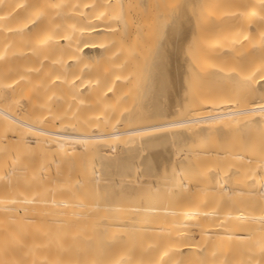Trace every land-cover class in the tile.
I'll use <instances>...</instances> for the list:
<instances>
[{"label": "bare ground", "instance_id": "6f19581e", "mask_svg": "<svg viewBox=\"0 0 264 264\" xmlns=\"http://www.w3.org/2000/svg\"><path fill=\"white\" fill-rule=\"evenodd\" d=\"M109 1L0 0V264H264V143L240 130L264 132V7L260 10L253 0L251 6L248 0H219L220 6L234 3V8L229 13L223 9L228 14L223 26L214 17L223 28L216 22L210 40L203 38L208 41L198 44V51L194 47L197 58L186 67L193 70L184 68L188 85L185 76L179 77L185 73L177 60L187 33L177 30L176 38L171 36L175 42L165 40L163 52L169 53L170 46L173 51L170 57L162 54L169 66H161L168 71L159 89L173 105L155 116L177 118L129 127L134 106L124 113L120 103L130 95L126 86L135 80L137 60L144 61L142 68L147 64L149 58L140 60L147 40L143 26L134 37L116 38ZM239 3L249 7L237 8ZM115 11L122 14L121 8ZM231 60L239 68L223 66ZM83 103L105 108L89 117L82 114L89 118L86 124L97 122L89 131L82 128L79 113L84 111L78 112ZM226 129L231 135L225 140ZM211 133L219 146L201 152L208 163L188 177L185 168L197 164L199 155L189 142L195 138L201 145ZM242 137L251 140L246 143L252 148L249 155L239 148ZM132 142L137 144L129 148ZM116 145L123 150L118 155L112 149L117 156L109 157L106 148ZM65 153H75L76 160L91 154L93 166L74 160L63 168L60 156ZM111 164V174L104 173ZM202 185L204 190H198ZM93 193H102L106 204H87ZM200 193L202 200L197 199ZM122 196H136L135 208H116L114 201ZM209 198L241 206L220 210L207 203ZM72 199L78 203L72 205ZM150 202L158 204L147 206ZM142 237L159 243L146 250L139 243Z\"/></svg>", "mask_w": 264, "mask_h": 264}, {"label": "rangeland", "instance_id": "374dc122", "mask_svg": "<svg viewBox=\"0 0 264 264\" xmlns=\"http://www.w3.org/2000/svg\"><path fill=\"white\" fill-rule=\"evenodd\" d=\"M207 3V4H209V5H211L212 3V5L214 6V7H210L209 5L207 6V4L205 3V2ZM120 0L118 3H115V1L114 0H111V1H109L107 4H106V6L107 7H109V8H111L112 9V11H113V14H112V16H113V19L111 20L112 22H113V25L117 28H115L116 29V33H115V36H116V38L117 39H128V38H130V37H134L133 35H134V32H135V30L140 26H143L142 27V29L144 28V31H145V38H144V41H146L147 40V43L146 42H144V44L145 45H148V46H145L144 45V47L146 48H143V50L141 51V55L143 54L144 56H145V59H144V56H140L141 58H143V59H140V60H145L146 61V58H149L148 60H149V63H150V65H149V63H148V60L145 62V63H147V64H144L145 65V68L147 69V71H146V69L143 67H141V66H143V63L142 62H144V61H139V60H137V64H136V67L135 68H137L138 67V69H135L134 71H135V80L130 84V86H126L127 87V89H129L130 88V92H128L130 95H129V97H127V99L124 101V102H122V103H120V105L122 104L123 105V111L122 110H120V108L122 109V106H118V107H116V112H119L118 110H120V111H122V112H124V110L125 111H127L125 108H127L130 112H131V110H132V108H133V106H134V111L133 112H131L130 114H132V116L131 117H133L134 116V118H131V123H128L127 124V126H129V127H134V126H140V125H145V124H153V123H157V122H160V121H163L166 117H162V116H155V115H157L156 113L158 112V114H160L161 113V111H162V113L163 112H168L169 110L168 109H170L171 107L170 106H172L173 105V103H172V105H168V100H169V94L168 93H162L163 95L161 96V91H163V90H161V89H159V88H161L162 86V84H164L165 85V83H164V78L166 77V71H168V67L167 66H169V64L167 65V60L169 61V59L167 58V56L168 57H170L168 54L171 52L172 53V46H170L171 48H169V47H167V49H166V51H168L169 50V53H166V52H163L164 51V49H161L162 48V46H163V43L165 42V40L167 41V44H168V40H170L171 39V36L172 35H174L175 36V34H176V32H182V34H183V36H185L186 38H184V39H182V40H188L187 42H185V41H182L183 43H181L182 44V50H180V51H178V62H179V64L181 63V65H182V63H183V65L181 66V67H183V69H180L181 70V72H183L184 71V68L188 71V70H190V71H188L187 73H191V71L193 70V68L191 69L190 67H192L191 65H189V67L188 68H186L188 65H187V63H191L192 62V60H193V62H194V59L195 58H197V57H194V56H196V54H197V51H198V48H197V46L199 47V45L198 44H200L203 40L204 41H208V40H210V39H208L207 37H211V36H209V31L211 30V29H213V28H215L216 27V25L217 24H215L216 22L218 23V22H220V21H216V20H218V19H220L221 20V22L220 23H222L223 21H222V19L224 18V16L225 15H228V14H225V13H227V11H228V13H229V8L231 9L232 7L234 8V3H232L231 5H230V3H228V4H223V5H221V6H228V7H226V8H223V7H221L219 4L221 3V1H223V0H221V1H219V0ZM213 1V2H212ZM215 1V2H214ZM231 0H229V2H230ZM233 1V0H232ZM243 1V0H242ZM241 1V2H242ZM246 0H244V2H245ZM220 2V3H219ZM224 2H226V0L224 1ZM223 2V3H224ZM235 2V1H234ZM238 2H240V0L238 1ZM250 2H252L251 0H248V2L246 1L245 3H247L248 5L250 4ZM253 2L255 3V2H257V3H259V6H258V8L261 10V8H260V6L262 7H264V5L262 4L261 5V3L263 2L264 3V0H253ZM202 3H204V5L202 4ZM218 4V5H214V4ZM243 3V2H242ZM245 3L244 4H240L239 6L240 7H237V8H242L241 6H244V7H247L248 5L246 4V6H245ZM206 4V5H205ZM252 4H250L249 6H251ZM258 5V4H257ZM202 6H205V7H203L202 8ZM220 6V7H219ZM248 6V7H249ZM116 7L117 8H121V10H122V14H118L119 12H116L115 10H116ZM255 7V6H254ZM257 7V6H256ZM262 7V8H263ZM207 8H209V9H207ZM221 8V9H220ZM228 8V10H226ZM252 7H250V8H247V9H251ZM202 9V10H201ZM203 9H204V11H205V9L207 10V12H205L204 13V11H203ZM226 10V12L224 13V10ZM257 9V8H256ZM214 10H215V12H214ZM233 10H235V9H233ZM124 11H125V13H124ZM232 11V10H231ZM230 11V12H231ZM221 12V13H220ZM264 12V11H263ZM182 13H184V14H182ZM207 13H208V15H207ZM218 13H219V16H217L218 15ZM232 13V12H231ZM225 14V15H224ZM205 15H207V17L205 16ZM211 15V16H210ZM223 15V16H222ZM179 17V18H178ZM214 17H216L215 19H214ZM221 17V18H220ZM177 18H178V21H177ZM206 18L208 19V21L206 20ZM209 18H211V19H209ZM122 19H123V21H122ZM180 19V20H179ZM212 19L214 20V21H212ZM190 21V23L188 22V21ZM209 20H211V21H209ZM186 21V22H185ZM124 22V23H123ZM210 22V23H209ZM177 23V24H176ZM186 24H188V25H186ZM191 24V25H190ZM209 24V25H208ZM122 25V26H121ZM186 27H185V26ZM210 25H212V27H210ZM221 24H219L218 23V26H220ZM224 24L222 23V26H223ZM176 26V27H175ZM217 26V27H218ZM225 26L227 27L228 25H226L225 24ZM175 27V28H174ZM184 27V28H183ZM189 27V28H188ZM221 27V26H220ZM225 27V28H226ZM179 28V29H178ZM221 28H223V27H221ZM173 29V30H172ZM175 29V30H174ZM182 29V30H181ZM186 31H185V30ZM190 29V30H189ZM216 29V28H215ZM217 29H219V28H217ZM178 30V31H177ZM214 30V29H213ZM212 30V31H213ZM173 31V32H172ZM178 32V33H179ZM184 33H187V34H185L184 35ZM214 33V32H213ZM181 33H180V35H182ZM204 34V35H203ZM179 34H178V36H180ZM190 35V36H189ZM210 35H212V34H210ZM216 35V34H215ZM174 36H173V38L171 39V40H175V38H176V36H175V38H174ZM177 36V37H178ZM183 36L182 37H179V38H183ZM206 37V38H205ZM203 38H205V39H208V40H205V39H203ZM178 39V38H177ZM193 39H195V41L193 40ZM192 41H194V45L192 44ZM203 41V43H201V45L202 44H204L205 42ZM217 41H218V39H217ZM216 41V42H217ZM157 42V43H156ZM175 42V41H174ZM197 42V43H196ZM215 42V43H216ZM159 43V44H158ZM157 44V45H156ZM169 44H171V43H169ZM172 44H173V42H172ZM180 44V45H181ZM165 45H166V42H165ZM183 45L185 46V48L183 47ZM247 45H248V47H247ZM158 46V47H157ZM169 46V45H168ZM153 47V48H152ZM160 47V49H158L157 50V48H159ZM163 47H166V46H163ZM195 47L196 48V50H195V48H194V50H193V48ZM156 48V49H155ZM169 48V49H168ZM249 48H250V46H249V43L248 44H246V47H245V50L244 51H246L245 52V54L246 55H248V54H250V52H248V50H249ZM146 50V53L145 52H143V51H145ZM154 49V50H153ZM171 49V50H170ZM200 49V48H199ZM190 52H188V51ZM182 51V52H181ZM250 51V50H249ZM150 52V53H149ZM155 52V53H154ZM192 52V53H191ZM194 52V53H193ZM247 52H248V54H247ZM189 53V54H188ZM159 54H160V56H159ZM162 54H167V56L165 57V55H162ZM187 54L188 55H191L192 54V56H190V58H189V60H190V62H188V56H187ZM149 55H151V56H149ZM155 55V56H154ZM159 56V58H158V56ZM171 55V54H170ZM180 55V56H179ZM148 56V57H147ZM153 56L157 59H155V58H153ZM183 58H182V57ZM151 57V58H150ZM164 57V58H163ZM163 58V59H162ZM186 58V59H185ZM248 58V57H247ZM139 59V58H138ZM150 59H151V61H150ZM165 59V60H164ZM183 61H182V60ZM222 59H225L224 57L222 58ZM153 60H155V62H159L158 64H159V66L158 65H156L157 63H155ZM162 61V62H160V61ZM180 60V61H179ZM214 60V63L212 62V64H220V58H219V63L218 62H215V61H218V60H216V59H212V60H209V62H211V61H213ZM247 61V60H246ZM249 61V60H248ZM142 63V64H140V63ZM224 62V61H223ZM231 63H222L223 64V66L224 67H226V68H228V69H230V70H233L235 67H237V68H239V66H240V64H236L235 62H232V60L230 61ZM243 62V61H242ZM155 63V64H154ZM162 63V64H161ZM166 64V65H164V67H161L163 64ZM169 63V62H168ZM186 63V64H185ZM233 63H235V64H233ZM240 63V62H239ZM99 63H96L95 65H98ZM209 64V63H208ZM225 64L227 65V66H225ZM230 64L233 66H230ZM243 64H249V62H247V63H243ZM139 65H140V67H139ZM148 65V66H147ZM155 65V66H154ZM186 65V66H185ZM152 66H154V67H152ZM247 66V65H246ZM165 67H166V69L167 70H165ZM150 68V69H149ZM152 68V69H151ZM154 68V69H153ZM155 68H156V71H155ZM139 69H140V71H139ZM143 69V70H142ZM148 69H149V71H148ZM161 69V70H160ZM162 69H163V71H162ZM141 70L143 71V72H141ZM144 70H145V74L146 75H144L143 73H144ZM153 70V71H152ZM165 70V71H164ZM185 70V71H186ZM161 72L160 74H159V72ZM184 71V73H185V75H182V73L180 74V76L179 77H182L181 78V80L183 79V76H185L186 77V79H185V77H184V80H185V83H187V85H188V82L190 81L189 80V77L188 76H186V72ZM148 72V73H147ZM151 74H150V73ZM163 72V73H162ZM142 73V74H141ZM156 74V76H154L155 74ZM165 73V74H164ZM148 74V75H147ZM153 74V75H152ZM164 74V75H163ZM144 75V76H143ZM162 75H163V77H162ZM144 77V80H146V82H144V84H143V77ZM145 76H146V78H145ZM149 76H150V78H149ZM160 76V77H159ZM155 79H154V78ZM156 77H157V79H156ZM188 77V78H187ZM140 78L142 79V80H140ZM152 79H154V80H152ZM163 79V80H162ZM152 80V81H151ZM156 80H157V82H156ZM162 81V82H159V81ZM189 80V81H188ZM188 81V82H187ZM150 82V84H148ZM156 82V83H155ZM182 82V81H181ZM191 82V81H190ZM190 82H189V84H190ZM142 83V84H141ZM146 84V86L144 87V85ZM157 84H158V86H157ZM161 84V85H160ZM154 85H155V87H154ZM164 85H163V87H164ZM182 85V84H181ZM140 86H141V88H140ZM143 86V87H142ZM153 86V88H151ZM161 86V87H160ZM183 86H185V84L183 85ZM129 87V88H128ZM148 87V88H147ZM157 87V88H156ZM162 87V88H163ZM145 88V89H144ZM156 88V89H155ZM126 88H125V90H127ZM150 89V90H149ZM164 89V88H163ZM182 89H183V87H182ZM149 90V91H148ZM161 90V91H160ZM127 91H129V90H127ZM140 91V92H139ZM144 91V92H143ZM146 91V92H145ZM153 91V92H152ZM157 91V92H156ZM184 91V90H183ZM142 92V93H141ZM148 92H150L149 93V95H148ZM155 92H156V94H155ZM164 92V91H163ZM137 93H138V96H136L137 95ZM147 93V94H146ZM152 93V95H150ZM160 93V94H159ZM141 94V95H140ZM154 94V95H153ZM166 94H167V96H166ZM157 95H158V99H157ZM160 95V96H159ZM165 95V96H164ZM144 96V97H143ZM152 96L155 98H152ZM141 97V98H140ZM146 97H148V98H146ZM149 97L150 98H152L151 100L149 99ZM246 97V96H245ZM249 97V95L247 96V98ZM142 98H143V100H142ZM168 98V99H167ZM139 101H138V100ZM141 99V100H140ZM146 99V100H145ZM148 99H149V101H148ZM157 99V100H156ZM161 99V100H160ZM162 99H163V102H161L160 103V101H162ZM243 99H244V97H243ZM250 99V98H249ZM248 99V101L250 102V100ZM155 102H154V101ZM167 101V104H166V101ZM143 101V102H142ZM153 101V104L151 103ZM157 101V102H156ZM172 101V100H171ZM242 101H244V100H242ZM139 102V103H138ZM169 102H170V100H169ZM248 102V103H249ZM135 103H138L137 105H134ZM148 105H147V104ZM171 103H169V104H171ZM245 103H247V99H246V102ZM84 105L82 106V105H80L78 108H79V111L78 112H82V111H84V112H82V113H79V116L81 115V117H82V119H83V115H84V117H89V116H87V114L89 115H91V113L92 112H94V110H98V109H100V107H103L102 106V104L101 105H99V104H95V105H93L92 106V108H91V106H86V104L87 103H83ZM159 104H161L162 105V107H161V105H159ZM164 104H166V105H164ZM119 105V104H118ZM141 105V108L139 107ZM146 105V106H145ZM169 107H168V106ZM185 104H183V108L182 107H180V108H182V109H184L185 110V106H184ZM87 107V110L85 111V110H83L84 108L83 107ZM152 106V107H151ZM154 106H156L155 108H154ZM157 106H159V107H157ZM180 106H182V105H180ZM132 107V108H131ZM136 107V108H135ZM138 107V108H137ZM147 107V108H146ZM165 107V108H164ZM78 108H77V110H78ZM80 108H82V109H80ZM89 108V109H88ZM104 108V107H103ZM140 108V109H139ZM145 110H143V109ZM93 111H92V110ZM102 109V108H101ZM105 109V108H104ZM103 109V110H104ZM142 109V110H141ZM150 110V111H152V114H151V112L149 111H147V110ZM153 109V110H152ZM158 109H160V110H158ZM165 109V110H164ZM167 109V110H166ZM179 110V108L176 110V113H177V111ZM129 111H127V112H129ZM140 111V115H141V112H143L144 111V113L145 114H147L146 115V117H145V114H143L142 113V115H144V117L145 118H142L141 116L139 117V112ZM86 112V113H85ZM88 112V113H87ZM91 112V113H90ZM127 112H124V113H127ZM138 113V115H137V113ZM156 112V113H155ZM160 112V113H159ZM179 112H181V115L183 116L184 115V113H185V111H182V110H179L178 111V114H179ZM182 112H184V113H182ZM120 113V112H119ZM134 113V114H133ZM155 113V114H154ZM83 114V115H82ZM149 114H151V115H149ZM136 115V116H135ZM149 115V116H148ZM181 115H179L178 116V118H181L182 116ZM78 116V119H80V121H82L81 120V118ZM118 116V115H117ZM151 116H154V117H151ZM91 117V116H90ZM119 117V116H118ZM136 117V118H135ZM171 117H175L174 115L173 116H171ZM171 117H168V118H166L165 120H167V119H170ZM184 117V116H183ZM173 118H171V119H173ZM175 118H177V115H176V117ZM84 119H86V118H84ZM83 119V123L84 124H82V126L83 125H85L84 127H82V128H85V131L86 130H90L91 128H92V126H94V125H91V123H97L95 120H93V121H89V122H87V123H89V124H86V122H84V121H88V119L87 120H84ZM91 119V118H90ZM92 119H94L93 117H92ZM132 119H133V121H132ZM98 122H102L101 120H99ZM89 126H90V128H89ZM244 129V128H243ZM240 129L241 130V134H242V136H249V138H250V136H251V138H256L257 136V138H259V136H260V138H259V140L261 141L260 143L262 144V143H264V132H263V134H258V133H261V131L262 130H256V129H254V128H251L252 130H250V129ZM93 130V129H92ZM231 130H232V128H231ZM231 130H229L230 132H232ZM237 130L238 129H236L235 130V133L234 134H238V133H236L237 132ZM243 130V131H242ZM249 130V131H248ZM244 131H245V133H244ZM255 131V132H254ZM258 131V132H257ZM224 132H226L223 136H226L227 138H225V140L226 139H228L229 138V136H228V134H230L229 132H228V130L226 129ZM228 132V133H227ZM234 132V131H233ZM247 132V133H246ZM252 133V135H253V133H256V135H255V137H253L252 135H250V133ZM243 133H244V135H243ZM211 134H213V133H211ZM233 134V135H234ZM247 134V135H246ZM214 135V134H213ZM231 135V134H230ZM215 136V135H214ZM214 136H211V135H209L208 137H209V139L211 138V140H209V139H207V141H204V143H202L201 145H200V142H196L194 139H192L190 142H189V145L191 146V147H189V149L191 148L192 150H194V151H192L191 149V151L192 152H194V153H196V154H199L198 155V157L197 158H195V159H197V164H198V168L196 167V169H195V167H192L191 165H194L195 164V162H196V160H195V162H190L191 164L189 165V166H191L192 168L190 169L189 168V166H187L185 169V172H186V175L188 176V177H192L193 175L192 174H194L193 173V171L194 172H197V170L200 168V169H202V168H204L205 166H206V162H207V160L206 159H204V157L202 156V155H200V153L201 152H203V151H206V150H209V149H217L216 147H215V145L218 147L219 146V144L218 143H220V141H217V139H216V136L214 137ZM237 136H239L240 137V135H237ZM214 137V138H213ZM220 137V136H219ZM212 138H213V140H212ZM221 138H222V135H221ZM221 138H219V139H221ZM233 138V137H232ZM231 138V139H232ZM243 138V137H242ZM250 138V139H251ZM256 138V139H257ZM223 139H224V137H223ZM223 139L221 140L223 143H224V141H223ZM245 139V140H244ZM247 139V140H246ZM250 139H248V138H243V139H241V141H242V145H241V143L240 144H238L239 145V148L243 151V152H246L245 154H247V155H249L250 154V151H252V148H249L248 146H251V145H248L249 143H251V142H249V140ZM253 139V140H254ZM214 140H216V141H214ZM235 140H238L237 138H236V135H235ZM258 140V139H257ZM32 141V140H31ZM229 141H230V139H229ZM228 141V142H229ZM240 141V142H241ZM246 141V142H245ZM248 141V142H247ZM251 141V140H250ZM221 142V143H222ZM192 143V144H191ZM194 143V144H193ZM199 143V144H198ZM217 143V144H216ZM230 143H231V141H230ZM233 143H235V141L233 140ZM236 143H238V141L236 142ZM246 143H248V144H246ZM136 144L137 143H134V142H132V143H129L128 144V147L129 148H134V145L136 146ZM215 144V145H214ZM256 144H258L257 142H256ZM222 145V144H221ZM246 145V146H245ZM252 145H253V141H252ZM255 145V144H254ZM256 146V145H255ZM118 147V148H117ZM120 145H116V149L115 148H111V147H107L106 149V151L105 152H107V155L109 156V157H114V156H117V154L115 155V152L117 151V150H120ZM253 147V146H252ZM185 149L186 147L185 146H183V147H181V149ZM112 149H114V151L115 152H113L112 151ZM121 149H122V147H121ZM137 150H138V148H136ZM175 149H176V147H175ZM110 150H111V152H110ZM123 150V149H122ZM137 150H135V152H137ZM121 151V150H120ZM120 151H118L119 153H121ZM183 151L184 150H182V151H180V154L182 153L183 154ZM52 152V150H50V153ZM113 152V153H112ZM118 152H116V153H118ZM123 152V151H122ZM109 153H111V154H109ZM119 153H118V155H119ZM88 154V153H87ZM114 155V156H111V155ZM78 155V154H77ZM55 156V155H54ZM90 156H91V158H90ZM181 156V155H180ZM61 160H62V162H61V166L63 167V168H67L68 166H70V162H74V160L75 161H77V163L79 164V163H83V164H88L87 166H90V161H91V159L93 158L92 157V155L91 154H89V156L88 155H83L82 154V156H79V158L76 160V156H75V153H65V154H62L61 156ZM81 157V158H80ZM183 156H181L180 158H182ZM94 159H92V161H93ZM91 161V164L93 163ZM193 161V160H192ZM87 162V163H86ZM208 163V162H207ZM197 164H195V165H197ZM91 166H93V164L91 165ZM113 168V166H112V164L111 165H109V166H107L106 167V169H103L104 171V173H107L108 171H110L109 169H112ZM193 169V170H192ZM195 169V170H194ZM78 170V176L81 174V170L82 169H80V168H78L77 169ZM106 171V172H105ZM112 172V171H111ZM191 172H192V174H191ZM107 174H111L110 172H108ZM195 175H196V173H195ZM162 180V182H167L168 181V179L166 180V179H164V178H162L161 179ZM170 181V180H169ZM169 181H168V183H169ZM104 182V181H103ZM102 183V182H101ZM204 188H205V186H200V187H198V190H204ZM205 192V191H204ZM178 195H176V198H178L177 197ZM135 197L136 196H122V197H118V198H116L115 199V201H114V203H115V206H116V208H120V209H122L123 211H128V210H131V209H133V208H135V206H136V201H135ZM144 197V196H143ZM164 197V196H163ZM203 193H200L199 194V197L197 198V199H199V200H202L203 198ZM71 203H72V205H75V204H77L78 203V200L77 199H72V201H71ZM207 203L208 204H210V205H216L217 206V208L218 209H220V210H232V209H234V208H236L237 206H241V205H237V204H234V203H229V204H226V203H223V202H221V201H219V200H217L216 198H209L208 200H207ZM87 204H90V205H92V206H102V205H104V204H106V201H105V197H104V195L102 194V193H93V196L89 199V201L87 202ZM156 204H158V203H152V202H150V203H148L147 204V206H153V205H156ZM2 214V213H1ZM0 214V215H1ZM1 217H3V216H0V223H1ZM192 233V239L195 241V240H198V235H197V232H195V231H192L191 232ZM139 243H140V245L143 247V248H145L146 250H151V249H153L154 247H156L157 245H158V243H159V241H158V239L157 240H155L154 238H148V237H142L140 240H139ZM1 244V243H0ZM7 252H8V250H7ZM7 254V253H6ZM6 254L4 255V256H6ZM3 255V254H2ZM7 256L9 257V255L7 254ZM8 257H7V259H8ZM0 258H4L3 256L2 257H0ZM6 258V257H5ZM5 260L3 259V261L2 262H4Z\"/></svg>", "mask_w": 264, "mask_h": 264}]
</instances>
